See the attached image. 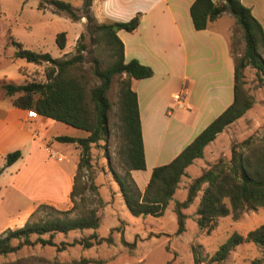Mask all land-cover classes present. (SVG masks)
<instances>
[{
    "label": "trees",
    "instance_id": "trees-1",
    "mask_svg": "<svg viewBox=\"0 0 264 264\" xmlns=\"http://www.w3.org/2000/svg\"><path fill=\"white\" fill-rule=\"evenodd\" d=\"M94 0H82L81 13L68 3L61 0H41L38 8L50 6L53 13L64 14L72 22L86 18L87 30L91 35L96 34L108 53L111 61L105 68H100L97 60L93 62L92 72L98 80L86 100L82 83L70 74V68L82 61L81 53L85 45L80 42L76 46V55L67 60L53 59L47 53H35L25 49L20 43L10 41L15 48L14 57L23 59L33 65L47 64L45 82H29L22 85L1 83L0 88L13 107L21 110L35 111L37 115L49 118L55 122L65 124L71 128L87 133L86 137L73 138L68 136L55 137V141L63 144H75L81 149V159L77 170L83 165L90 167L91 145L100 141L104 145L110 137L109 112L111 104L107 98L112 80L118 79L117 93V129L120 136L118 156L123 167V174L110 169L117 183L124 204L131 215L160 217L174 195L185 170L195 160L202 158L204 148L225 128L241 118L252 105V100L242 92L243 71L247 67L255 70L256 80L264 84V30L253 17L251 10L240 0H194L189 8L194 30H205L208 25L223 13L230 14L242 32L243 53L234 58L233 101L209 123L182 151L168 164L152 169L149 180L141 192L131 176L132 171L145 170L144 146L141 133L140 117L136 94L131 89V79L142 80L153 75L151 68L140 64L137 60L124 61L123 44L116 32L124 30L134 31L140 22V14H136L127 22L98 23L91 13ZM117 28V31L114 30ZM79 36V40L82 39ZM8 41V42H9ZM56 46L64 49L65 33L56 35ZM263 53V54H262ZM249 140L234 144L228 162L219 160L208 170L194 178L187 187L186 197L182 202L174 205L177 223L176 235L184 231L185 214L187 209L201 191L196 209V225L200 230L210 232L216 218L229 214L237 219L245 211L264 210V150L254 157L245 155ZM239 148V151L237 150ZM19 150L8 153L4 157L3 169L20 159ZM75 180V179H74ZM74 186V185H73ZM73 194H70V197ZM229 203L226 206L225 201ZM38 207L48 209L52 214L46 219L27 220L22 227L7 228L0 233V257L13 254L26 247H53L57 252L68 247L81 246L89 249L102 243L112 244V228L107 237L100 238L93 232L86 237L74 239L71 242L56 243L57 234H67L72 231H95L101 217L95 210H89L84 216L69 218L65 215L69 211H60L48 205ZM33 216V213L30 217ZM120 242L124 247L134 248V242L128 243L121 236ZM251 243L260 247L261 257L250 264H264V225H260L245 236L233 233L228 240L219 247L209 258L207 264L224 262L231 250L241 243ZM193 264H200L203 259L198 247L192 249ZM90 259H81L79 264H88Z\"/></svg>",
    "mask_w": 264,
    "mask_h": 264
},
{
    "label": "rangeland",
    "instance_id": "rangeland-1",
    "mask_svg": "<svg viewBox=\"0 0 264 264\" xmlns=\"http://www.w3.org/2000/svg\"><path fill=\"white\" fill-rule=\"evenodd\" d=\"M61 1L68 3L79 16L82 15V0ZM40 3L41 0H0V84L22 85L29 82H45V71L48 65H33L23 59L15 58V48L10 41L20 43L32 52L47 53L51 58L61 60L75 56L76 46L80 42L86 47L81 53L82 61L74 64L69 71L84 86L88 101L90 90L98 85V80L92 72L93 62L97 60L99 67L103 69L111 61L104 44L96 40V34L91 35L87 30L86 18L72 22L64 14L53 13L48 5H44L42 9L38 8ZM129 20H112L105 21V23ZM217 25L232 27L229 49L233 58H239L244 46L242 32L235 19L231 15L221 16ZM61 32L65 33L66 39L65 48L62 50L56 46L55 42L56 35ZM80 35L83 36L81 40H79ZM241 89L244 96L252 100L251 107L204 148L202 158L195 160L186 168L185 175L180 179L162 216L135 217L126 208L110 170L118 174L124 172L118 156L121 140L117 129L118 79L115 77L107 92V98L111 104L108 114L109 140L105 146H103V141L91 145L90 167L82 165L76 171L72 196L63 205L51 206L60 211H69L65 215L69 218L84 216L89 210H95L101 217L100 225L95 231L84 230L82 232L72 231L65 235L57 234L54 238L56 243L71 242L93 232L98 237L104 238L108 236L110 229L117 228L118 230L111 234L112 244L102 243L89 249L76 245L61 252H57L53 247L37 245L0 257V264H79L81 259H90L92 262L88 264H193L192 249L194 247L200 250L203 259L200 264H207L209 258L234 232L245 236L260 225H264V210L258 208L254 211H245L237 219H233L231 214L216 218L210 232L200 230L196 225V209L201 196L200 191L193 203L182 211L186 216L184 231L176 235L174 205L185 199L187 187L194 178L219 160L228 162L234 144L249 140V148L245 149V155H251V157L259 156L264 150V84L258 83L253 68L244 69ZM0 99L9 101L1 88ZM56 125L50 130V134L61 131V136L73 138L87 136V133L71 127L65 128V125L61 123ZM54 146L61 147L60 150L66 155L63 164L67 167L71 168L78 160L80 161L81 149L75 144L56 143ZM237 150L239 151V148ZM145 175L144 171H136L132 176L141 192L145 187ZM19 197L18 195L13 196V190H10L8 185H0V233L7 228H20L28 219L42 220L52 214L48 209L38 207V205L27 215L15 214L17 209L25 208L23 203L26 201ZM225 204L229 207L227 200ZM32 213L33 216L30 217ZM121 236L128 243L134 242V248L124 247L120 242ZM260 257V247L244 242L231 250L228 258L220 264H250Z\"/></svg>",
    "mask_w": 264,
    "mask_h": 264
},
{
    "label": "crops",
    "instance_id": "crops-1",
    "mask_svg": "<svg viewBox=\"0 0 264 264\" xmlns=\"http://www.w3.org/2000/svg\"><path fill=\"white\" fill-rule=\"evenodd\" d=\"M240 1L264 30V0ZM193 2L94 0L91 6L98 23L126 21L140 14L134 31L120 30L116 35L123 44L124 61L137 60L153 72L150 78L130 83L144 146V186L153 168L171 162L233 101L232 27L217 25L221 16L230 15L223 13L205 30L196 31L189 15ZM57 123L39 115L32 120L27 110L0 99V169L5 155L21 153L0 173V185H8L13 196L26 201L15 214L27 215L37 205L60 206L70 197L79 160L71 168L63 164L66 155L54 146L62 132L50 134Z\"/></svg>",
    "mask_w": 264,
    "mask_h": 264
},
{
    "label": "built area",
    "instance_id": "built-area-1",
    "mask_svg": "<svg viewBox=\"0 0 264 264\" xmlns=\"http://www.w3.org/2000/svg\"><path fill=\"white\" fill-rule=\"evenodd\" d=\"M175 99L177 101L180 100V96L179 95L175 96ZM27 117L34 120L38 117V115L36 114L35 111H27Z\"/></svg>",
    "mask_w": 264,
    "mask_h": 264
},
{
    "label": "water",
    "instance_id": "water-1",
    "mask_svg": "<svg viewBox=\"0 0 264 264\" xmlns=\"http://www.w3.org/2000/svg\"><path fill=\"white\" fill-rule=\"evenodd\" d=\"M114 30L116 31V30H117V28H116V27H114Z\"/></svg>",
    "mask_w": 264,
    "mask_h": 264
}]
</instances>
